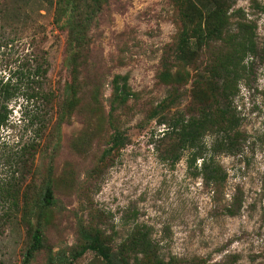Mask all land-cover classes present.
<instances>
[{"label": "rangeland", "instance_id": "obj_1", "mask_svg": "<svg viewBox=\"0 0 264 264\" xmlns=\"http://www.w3.org/2000/svg\"><path fill=\"white\" fill-rule=\"evenodd\" d=\"M226 2L229 21L252 28L253 47L223 81L226 99L212 103L227 104L237 119L234 129L202 138L221 176L213 184L198 173L200 159L187 165L189 149L167 137L165 119H186L208 105L207 58L223 49L221 41L169 61L179 97L161 110L167 86L157 78L160 58L171 54L180 29L170 0H108L91 16L79 48L64 24L76 11L83 15V6L0 0V79L15 82L22 63L42 56L32 86L51 93L53 103L48 111L18 95L4 104L0 264H20L35 226L44 246L29 264H103L90 250L72 258L86 242L83 232L99 235L116 259L131 234L144 236L149 246L127 245L125 264H264V0ZM197 14L206 19L202 8ZM189 18L197 22L195 14ZM114 74L127 76L135 96L110 110ZM71 80L81 96L66 108ZM114 131L125 143L103 154ZM47 184L54 203L41 207ZM5 188L15 203L3 200Z\"/></svg>", "mask_w": 264, "mask_h": 264}, {"label": "trees", "instance_id": "obj_2", "mask_svg": "<svg viewBox=\"0 0 264 264\" xmlns=\"http://www.w3.org/2000/svg\"><path fill=\"white\" fill-rule=\"evenodd\" d=\"M63 1L67 4H73L71 7H73L74 10L75 8L80 9V6L84 7L83 15H80L82 10L76 11L73 15H68L66 17L64 24V27L67 29V34L70 40L76 44V48H79L82 45L84 46V43H87L85 35L87 34V27L91 24V16L96 10L101 8L102 4L108 2V0ZM170 1L174 6L177 19L179 20L180 29L177 33L174 44L171 46V49L169 48L171 54H162L160 58L161 68L157 73V78L163 85L167 86V94L157 105L159 109L167 110L179 97L177 91L178 84H176L179 82L174 79V72L168 67L169 61H183L182 55L185 49L193 46V52L195 53L198 48L208 45L211 41H221L219 45L223 48L216 49V51L210 53L207 58L209 81L207 90L204 94L207 95V100L209 99L210 104L208 103V105L201 107L195 113L191 115L189 114L186 119H184L182 115L170 117L168 121L165 119V133L167 137L172 139L179 148L189 149L187 165L191 166L196 159H200L198 173L206 182L217 184L218 180L221 178L219 169L214 165V161L210 156L206 157L204 155L207 153V149L202 142V138L206 132L212 130L226 132L234 129L236 126L237 119L227 104L223 103L221 106H216L212 103L216 102V98H220L221 102L226 99V95L222 94V83L231 73H233V67L240 58L251 51V48L253 47V31L252 28H245L243 23H231L229 21L227 15L229 2H226V0ZM197 7L206 11V15L203 16L206 17V19H201L202 15L197 14ZM214 7L216 10H214ZM189 14H195L197 22H190L189 20L191 19L189 18ZM234 24L236 31L232 30ZM80 51L71 54L70 61L73 71L76 70V62ZM39 59L33 57L32 61H34V64L22 63L20 69L16 73L15 82L11 83L9 82V79L5 81L0 79V124L6 121L4 104L18 95H21L24 98L25 103L32 100L34 105L48 107V111L52 108L53 103L51 93L41 91L40 87L37 86L39 84H36L35 87L32 86V83H35L34 78L39 77L41 72H43V69H40L42 64L39 62ZM73 79H75V74ZM70 82H72V80ZM73 83L75 82L69 84L70 86H68L65 93L66 108L73 107L76 97L81 96V94H78L79 91L77 90V85H74ZM134 96L135 94L128 87L127 76L125 74H114L111 78L110 110H116L124 105L128 99H131ZM39 106L35 107V109L38 110ZM153 112L156 111L153 110ZM125 139L126 135L114 131L110 137L111 144L103 154L122 146L125 143ZM19 154L22 155V151H20ZM3 193V200H12V202L15 203V192L13 190L5 188ZM53 203L54 200L51 195V189L47 184L41 192L40 206L49 207ZM81 237L86 242L80 246L78 251L72 254V258H76L84 251L90 250L102 259L103 264H125L124 257L121 255L123 252H127V245H148L144 236L138 237L135 234H131L126 242H123L118 246V249L120 250H116V259L113 257L110 247L103 242L99 235H89L83 232ZM43 246L44 243L41 229L38 226H35L30 234L28 246L22 253L20 264H29L33 255L43 248ZM142 248L144 250V255H146L147 247ZM49 259L50 257L48 255L47 260L49 261Z\"/></svg>", "mask_w": 264, "mask_h": 264}]
</instances>
